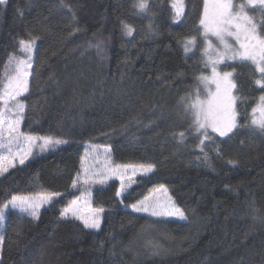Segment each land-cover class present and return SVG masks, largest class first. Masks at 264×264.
<instances>
[{
  "label": "trees",
  "instance_id": "16d2710c",
  "mask_svg": "<svg viewBox=\"0 0 264 264\" xmlns=\"http://www.w3.org/2000/svg\"><path fill=\"white\" fill-rule=\"evenodd\" d=\"M183 1L180 16L173 0H146V10L139 0L0 4V81L25 54L19 42L35 43L22 131L68 142L35 149L0 176V207L15 194H61L36 220L9 210L0 264H264V130L241 105L264 85L247 63L238 68V128L223 138L208 129L201 145L186 105L204 65L198 48H184L201 38L204 1ZM92 144L110 147L117 164L155 166L120 196L116 178L88 184L92 206L104 209L99 230L57 211L80 194L82 181H73ZM161 185L184 220L130 209Z\"/></svg>",
  "mask_w": 264,
  "mask_h": 264
},
{
  "label": "snow or ice",
  "instance_id": "6c2138e0",
  "mask_svg": "<svg viewBox=\"0 0 264 264\" xmlns=\"http://www.w3.org/2000/svg\"><path fill=\"white\" fill-rule=\"evenodd\" d=\"M8 0H0V4H6ZM247 6H258L264 11V0H246L245 3L234 4L233 0H205L203 16L200 25L204 29V39L210 34L214 36L223 46L224 51L217 54L219 59L212 61L213 65L223 62L225 58L229 60L241 59L251 60L259 73L264 76V37L257 34L256 25L251 17L245 12ZM137 7L140 10H146L148 5L146 0H139ZM172 7L175 9L177 16L182 15V0H175ZM124 30L131 35L133 29L125 24ZM228 38H235L239 43L238 49H233L227 43ZM20 47L28 53L29 61L15 60L16 75L9 76L7 66L5 67L4 77L6 82L0 81V153L7 152V155L0 154V176H3L10 168L18 164L25 166L26 161L32 156L33 149L38 148L43 153L47 150L56 151L65 146L68 142L53 137H39L32 134H26L20 130V126L24 119L26 105L19 99L23 94L28 92L27 78L28 69H31V55L33 51V43L28 41H20ZM195 40L185 41V52L188 51L189 45H194ZM209 46L211 43L209 41ZM9 62H13V58L9 57ZM212 77H201V81L206 86L215 84L216 92L212 93L209 89V99L200 101L197 99L195 103L186 105V112L192 114L193 126L197 133H202L203 138L200 143L203 145L208 140V129L211 128L214 133H218L219 137H229L234 134L233 130L238 128L237 113L234 108V97L231 95L232 88L235 85L231 82V73H223L222 75L216 71V67H212ZM258 84L264 85V80L256 81ZM262 104L257 109H253L254 118L252 125L264 130V97H261ZM260 113L259 118L255 117L256 112ZM14 117V118H13ZM183 137V133L180 134ZM39 142V143H38ZM214 142V141H210ZM16 149V150H14ZM206 158V157H205ZM154 165H126L116 166L106 165L100 170L94 168H85L84 175L86 179L84 184L87 186L89 181L103 185L113 175H118L120 179V189L117 196L128 192L135 183V177L140 174L146 177L154 172ZM131 172V175L127 173ZM123 173V174H122ZM97 178V179H94ZM80 181V174H77L76 180L73 181V187H76ZM86 191V187H85ZM130 194V193H129ZM59 193L39 194L36 196H20L12 195L7 204L0 207V222L5 219V210H19L20 214H26L33 220L39 218L41 209L52 210L55 204L59 202ZM150 198L139 201L138 205H132L135 212H149L153 216H175L180 219L184 218L182 209L175 207L171 201L160 205L158 203H149ZM59 211L60 220H78L83 223L86 229L99 230L101 227V216L104 212L103 208L88 209V215H85L79 206V198L67 203L65 207L57 209ZM4 237L0 236V249L3 248Z\"/></svg>",
  "mask_w": 264,
  "mask_h": 264
},
{
  "label": "rangeland",
  "instance_id": "374dc122",
  "mask_svg": "<svg viewBox=\"0 0 264 264\" xmlns=\"http://www.w3.org/2000/svg\"><path fill=\"white\" fill-rule=\"evenodd\" d=\"M203 1H204V3H203V6H202V9H201V11H202L201 18L203 16L204 4H205V0H203ZM209 2L211 3V0H209ZM233 2H234V4H240V3H245L246 0H233ZM173 3H175V0H173ZM182 3H183V7H182L181 11H182V14H183L184 13L183 11L185 9V3H184L183 0H182ZM245 12H247L248 16L251 17L253 23L256 25L257 34L259 36H261V37H264V35L259 30L260 25H261V21H262L261 18H262V16L264 17V11H261L258 6H247L245 8ZM201 18H200V20H201ZM199 33H200V37L201 38L198 39V44L196 42V39L193 38L194 36L193 37L190 36L189 39H194L195 40V44L194 45H189V50L192 51V53H193L194 49L198 48V52H197L198 60H200L201 63L204 65V71L200 74L201 75L200 78L201 77L211 78L212 75H213V73H212V67L213 66L216 67V71L218 73H220L221 75L223 73H231L232 74L231 77H230V80L235 85V87L232 88L231 95H232V97L235 98L234 99V108H235V111L237 113V121H238L239 107H240L239 101L240 102L242 101V97L238 94V84H237V79H236V71H237V69L241 68V66H243L244 63L245 64L247 63V65L249 66V69L250 70L253 69L255 71V73L257 74L258 80H264V76H262V74L259 73V71L256 69V65L251 60H241L239 58L233 59V60H229V59L225 58L223 60V62H221L219 64H216V65H213L212 61H215V60L219 59L218 54H217V50L219 52H223L224 48L219 43V41L214 36H212L210 34L207 36V40L204 39V29H203L202 26L200 27ZM209 41L211 43V46H209ZM32 43H33V51H32V55H31V59H30L31 69H32L33 62H34L33 61V54H34V47H35V43L34 42H32ZM227 43L229 45H231L233 49H238L239 48V43L235 40V38H228L227 39ZM194 55H196V54H194ZM18 60L29 61L28 53L25 52V54L22 57H20ZM31 69H28L29 75L31 73L30 72ZM15 75H16V67L13 70V72L11 73V75H9V76H15ZM29 75H28V78H29ZM28 78H27V82H28ZM27 85H28V83H27ZM260 85H262V84H260ZM209 89H210V91L212 93H215L216 92L215 84H210V85L206 86L204 84V82L201 81V79H200V88L197 90L199 92L198 99L200 101H205V100L209 99ZM257 89L258 90H256V92L254 93L255 97L253 98V101H251V103H249L247 101V98H245V100H243V102L241 104L242 106L244 105V109H246L247 111H249L251 113V115H250L251 116V118H250L251 121L254 118L253 109H257L259 106H261V104H262L261 97H264V90H261L260 88H257ZM197 91H196V93H197ZM196 93H195V97L197 99ZM240 98H241V100H240ZM0 107H3L2 103H0ZM259 116H260V113L257 111L255 113V117L259 118ZM209 129H210L211 132H213L211 128H209ZM20 130L22 131V126H20ZM214 134L219 136L218 133H214ZM32 135H35V134H32ZM35 136H39V135H35ZM39 137H50V136L42 135V136H39ZM35 149H38V148H34L33 151ZM14 150H16V149H14ZM0 154L7 155V152H3V153H0ZM84 155L85 156H84V160H83V163H82L83 169H82V171L80 173V180L82 181V184H81L82 185L81 186L82 189H81L80 194L77 196V198H79V206L81 208V211L85 215H88V209L89 208L97 209V208H94L92 206V197H91V195H92V190L91 189L92 188L89 187L88 185L86 186L84 184V180L86 179V177L84 175V169L85 168H94L96 170H100V169L104 168L106 165H111L112 167L126 166V165H135V166L149 165V164H142V163H139V164L118 163L117 164V163L114 162L113 154L111 153L110 147H108V146L104 147L101 144L88 145L86 147V149H85ZM17 164H18V161H17L16 165ZM11 169L12 168H10L9 170H11ZM127 174L131 175V172H128ZM111 178H116V179L120 180L118 175H113V176H111ZM94 179H97V178H94ZM89 183H95L96 184V182H92V181H89ZM85 187H86V191H85ZM47 193H51V192H45V193H36V192H34V193H23V194H15V195L36 196V195H39V194H47ZM55 193H57V192H55ZM146 197L150 198L149 203H158L160 205H164V204L169 203V201H171L172 204L175 207H178L174 203L171 195L168 193V190H167L165 185H161L160 187H157L156 189L151 191V193L147 194V196L141 198L140 201L145 200ZM9 200H7L4 204H7ZM138 202L135 203V204L138 205ZM178 208H180V207H178ZM130 209H132V207H130ZM9 210H11V208L5 210V219H4L3 222H0V236H3V237H4L3 229H4V226H5V220H6V217H7L8 213H9ZM139 213H141V212H139ZM142 213H145V212H142ZM145 214H148V215L152 216L151 210L149 212L145 213ZM157 217H161V218L165 217V218H169V219H173V220L174 219L184 220L185 219V214H184V218L183 219H180V218L175 217V216H167V215H162V216H157ZM0 252H1V249H0ZM0 256H1V254H0Z\"/></svg>",
  "mask_w": 264,
  "mask_h": 264
}]
</instances>
